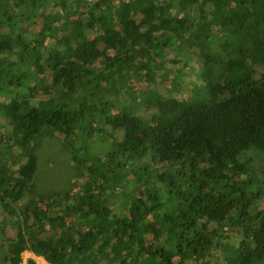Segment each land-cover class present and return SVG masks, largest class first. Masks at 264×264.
Segmentation results:
<instances>
[{
    "label": "trees",
    "instance_id": "16d2710c",
    "mask_svg": "<svg viewBox=\"0 0 264 264\" xmlns=\"http://www.w3.org/2000/svg\"><path fill=\"white\" fill-rule=\"evenodd\" d=\"M0 1L9 5L15 1L19 7L0 17V53L17 54L10 62L0 60V84L24 89L9 103H0V115L12 126L24 161L10 174L3 165L0 201L9 208L10 202L17 204L29 196L38 167L36 139L55 133L73 150L74 166L87 169L86 192L74 198L66 193V205L57 216L47 218V211H40L34 200L19 216L27 223L34 208L38 222L47 219L53 226L65 227V221L75 217L95 223L86 231H63L49 238L38 232L26 234L19 226L5 252L7 264H23L27 251L50 264L143 260L144 264H205L215 246L211 225L226 223L233 212L236 222L245 220L248 228L224 264H264V212L254 219L249 213L260 193L237 182L230 184L226 174L230 170L236 177L245 171L247 152H264V0H179L177 6L171 0H125L116 10L110 5L117 0H97L80 10L74 7L77 12L71 11L67 0H58V8L49 13L41 0ZM176 7L184 12L197 9L199 19H194L193 28L198 32L193 36L198 42L208 43L219 33L230 36L220 54L208 47L200 49L201 78L209 99L190 102L158 97L151 120L127 111L115 115L110 103L98 106L96 92L124 84V73L144 71L151 80L155 56L176 47L178 37H170L169 31L193 18L191 14L185 20L172 15ZM39 17L44 25L34 41L28 40L20 26L36 25ZM31 67L39 84L31 85ZM48 74L50 87L45 85ZM39 86L50 98L33 103ZM125 88L128 93L132 89ZM81 91L73 104L70 98ZM55 93L60 95L57 98L71 96L72 104L56 103ZM98 108H103V116L96 114ZM99 123L122 131L123 138L105 161L94 156L89 162L79 141L103 133ZM128 164H132L128 175H136L137 181L128 209L118 218L112 214L105 187ZM218 186L231 191L214 188ZM167 205L177 206L178 212L162 215ZM164 230L171 236L165 242L161 241ZM149 237H153L151 242ZM28 264L37 263L29 260Z\"/></svg>",
    "mask_w": 264,
    "mask_h": 264
},
{
    "label": "rangeland",
    "instance_id": "374dc122",
    "mask_svg": "<svg viewBox=\"0 0 264 264\" xmlns=\"http://www.w3.org/2000/svg\"><path fill=\"white\" fill-rule=\"evenodd\" d=\"M35 1L40 2V0ZM57 1L58 0H48V2L45 3L41 0V3L48 6L49 13L58 8ZM95 1L97 0H72L69 3L67 0V3L71 11L76 10L77 12V8L80 10ZM123 1L125 0H117L113 5H110V8L116 10ZM171 1L176 6L180 2L179 0ZM13 2V4L9 5V3L3 4L0 1V17L6 12H12L19 8L15 1ZM74 7L77 8L74 9ZM196 12L197 9L194 10V7L187 8L185 12L179 7L171 11V14L178 16L179 19L185 20L189 14H191L193 18L186 21L184 26L177 24L174 31H169L168 35L170 37H178L176 40V47H167L163 52L155 56V58L157 57L156 65L150 77L151 80H149V77L146 76L144 71L139 74H137L136 70L130 71L128 75L124 73V76H127L124 84L118 83L110 88V85H108L104 90H98L94 102H96L98 106H100L101 103L112 104V113L115 115L127 111L151 120L152 113L155 111V108L152 106L156 103L158 97L181 98L190 102L209 99V94L201 78L203 60L200 57V49L208 47L211 52L220 54L222 44L226 40H229L230 36L219 33L216 34V36L214 35L208 43L205 41L202 43L198 42L193 36L198 32V30L193 28L194 19H199ZM75 17L76 15L72 19H75ZM64 22H66V20L62 21V23ZM35 23L37 26L34 24H23L20 26V29L25 32L24 35L31 41H34L33 39L37 36L39 28L44 25L43 19L40 17L36 18ZM183 28L184 30L182 32ZM205 43L207 46L204 45ZM15 57H17V54L0 53V60L3 62H10L11 58ZM100 67L101 66L98 65L96 70H99ZM34 70L35 68L31 67V71H33L31 75V85L33 83L39 84L37 74ZM43 76L42 74L41 77ZM45 85H47V87L51 85V76L49 74L47 75ZM125 85L132 87V89L128 90L129 93ZM23 90V88H10L7 83H1L0 103H9L12 98L22 95L24 92ZM45 90V88L39 86V91L33 103L40 100L46 101L50 98ZM53 96L56 98V103H60L64 106L69 104L70 101H72L73 104L77 103L82 96V91L75 96H70V101L68 100L69 98H57L60 96L58 93H55ZM95 112L98 116L104 115L103 108H98ZM98 129L102 130L103 133H96L89 141H79V144L83 147V157L89 162L94 156L102 158V160L105 161L109 152L115 150V143L122 141L123 138L122 131H113L110 127H104L102 123L98 124ZM36 144L38 167L31 181L32 186L29 189V196L17 204L10 202L9 208L0 201V264H7L4 261L5 252L9 243L16 239L19 226L23 228L26 234L38 232L44 238H49L51 236L59 237L63 231H86L89 227L95 225L94 221L84 220L80 217L68 218L65 221V227L58 226V224H55V226L48 224L47 219L45 220L46 223L38 222L34 216V208L29 211L30 218L27 223H25V218L23 216H19L21 213L26 212L31 200H34L35 203L38 201L37 206L40 211H47V218L57 216L56 213H61V208L66 205L65 194L69 193L73 198L80 196L86 192L85 190L88 184L87 169H79L78 166H74L72 160L73 150H69L64 146L62 137L59 134L45 133L42 137L36 139ZM74 145L76 146V144ZM72 149H74V147H72ZM21 162H24L22 151L20 147L15 144L13 128L10 123L0 115V171L3 165L6 164L9 174L15 172L19 166L17 163ZM243 163H246L244 168L245 171L239 172L237 175L235 174L236 177L232 175L233 173L230 170H227L226 174L229 175L228 182L230 184L237 182L238 185L244 189H249V191L256 194L260 193V198L255 201L249 210L250 217L254 219L257 215L264 212V152L257 150L247 152L243 157ZM131 168L132 164H128L127 167L124 168L127 170L122 172L123 174L120 173L117 175V178H114L105 187V194L108 197L109 206L113 211L112 214L118 216V218L124 215L125 211L128 209L129 202L132 198V192L135 188L134 185L137 181L136 175H128L131 173ZM214 188H220L221 191L226 193L231 191V188L226 186ZM97 193L98 190L94 192V194ZM57 196L59 199H57ZM73 202L74 201H71V203ZM163 202L166 204V193L164 192ZM166 212L176 213L178 212V208L177 206L172 207L167 205L161 214L163 215ZM154 220L155 216H149V222L153 223ZM247 228V221L236 222V212L232 213V217L226 221V223L221 225L217 223L212 224L210 229L216 235L215 246L210 249L205 264H224L225 259L230 257L233 253L231 248H236L241 244L242 239H244V232ZM170 238L171 236L164 230V237L161 238V241L165 242V240L167 241ZM152 239L153 237H149V242H151ZM29 260H34L37 264H50L43 257L36 256L34 253L27 251L23 254V264H28ZM143 261H139V263L135 264H144Z\"/></svg>",
    "mask_w": 264,
    "mask_h": 264
}]
</instances>
